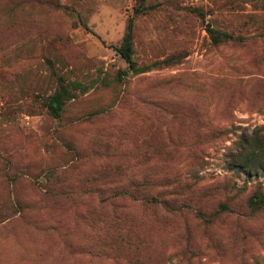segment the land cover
<instances>
[{"label":"rangeland","instance_id":"374dc122","mask_svg":"<svg viewBox=\"0 0 264 264\" xmlns=\"http://www.w3.org/2000/svg\"><path fill=\"white\" fill-rule=\"evenodd\" d=\"M144 4L0 0V264H264V0Z\"/></svg>","mask_w":264,"mask_h":264},{"label":"trees","instance_id":"16d2710c","mask_svg":"<svg viewBox=\"0 0 264 264\" xmlns=\"http://www.w3.org/2000/svg\"><path fill=\"white\" fill-rule=\"evenodd\" d=\"M145 0H139V5L135 10V13L142 12L145 10ZM133 18L128 20L126 30L123 36L121 45L118 47L117 51L121 57L125 60L130 71L137 72L139 68L137 67L135 61L133 60ZM208 32L212 38L213 42H219L222 39L228 38L229 35L225 32L217 31L209 27ZM68 93V89L65 85H62V91L57 90L51 96L49 101V110L53 114H57L63 104L64 94ZM249 145L247 147H241L240 152L234 157V163L237 167L242 168L248 172L257 170V168L264 169V145L259 148V151H248ZM256 204H264V195H256L253 199Z\"/></svg>","mask_w":264,"mask_h":264}]
</instances>
